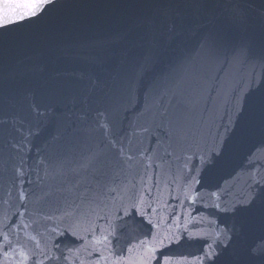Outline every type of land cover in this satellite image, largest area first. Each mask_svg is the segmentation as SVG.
Here are the masks:
<instances>
[{
  "label": "water",
  "instance_id": "obj_1",
  "mask_svg": "<svg viewBox=\"0 0 264 264\" xmlns=\"http://www.w3.org/2000/svg\"><path fill=\"white\" fill-rule=\"evenodd\" d=\"M262 12L264 0H57L0 36L9 114L44 94L54 116L30 152L0 147V264H209L226 237L264 238V206H244L264 183Z\"/></svg>",
  "mask_w": 264,
  "mask_h": 264
},
{
  "label": "snow or ice",
  "instance_id": "obj_2",
  "mask_svg": "<svg viewBox=\"0 0 264 264\" xmlns=\"http://www.w3.org/2000/svg\"><path fill=\"white\" fill-rule=\"evenodd\" d=\"M56 3L57 0H4L3 4L0 5V36L15 31L18 26L24 23L33 22L35 19L47 15L50 9L55 8ZM168 27L169 31H174L175 22ZM202 47L209 60L216 56V42L211 37L204 41ZM248 54L247 44H241L234 52V59L247 58ZM202 70V67L193 64L189 73L196 76ZM169 91L177 103L182 102L180 83L173 81ZM47 99L44 94L39 97L34 95L28 105L27 117L13 116L9 114L6 101L3 94L0 93V147L4 145V141L7 139V146L17 154L22 155L25 151H31L28 146L32 143V138L38 136L40 131L54 121L52 106L47 102ZM80 119H89V113L87 111L82 112ZM93 119L98 127L111 134L110 128L105 127L107 121L103 112L98 111ZM109 144L112 145V150L120 163L132 160V155L126 151L125 145L119 139L113 138ZM48 163L51 165L53 161L48 160ZM81 166L94 167L101 177L104 175L103 160L89 159L87 164ZM23 174V165L18 166L16 168L17 179H20ZM256 204L264 206V183L260 181H256L244 206L249 207ZM226 238L229 240V244L223 245L221 242L220 251L214 249L207 254L209 264H264V238L251 244L240 245L234 249L232 248V237ZM35 264H42V262L36 261Z\"/></svg>",
  "mask_w": 264,
  "mask_h": 264
}]
</instances>
